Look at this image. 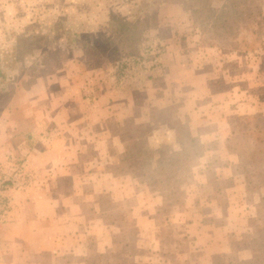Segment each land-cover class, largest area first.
Returning a JSON list of instances; mask_svg holds the SVG:
<instances>
[{"label": "rangeland", "instance_id": "rangeland-1", "mask_svg": "<svg viewBox=\"0 0 264 264\" xmlns=\"http://www.w3.org/2000/svg\"><path fill=\"white\" fill-rule=\"evenodd\" d=\"M195 2L0 0V129H31L32 83L65 72L75 86L65 109L38 106L53 118L39 129L50 140L65 131L73 146L72 181L55 188L71 195L81 229L83 214L103 231L89 264H264V0H213L203 14ZM234 2L236 17L225 12ZM144 15L127 54L82 58V41L117 35L110 16ZM226 17L239 24L212 27ZM104 85L116 110L135 100L133 116L107 124L119 152L107 151L110 134H82V96ZM8 156L0 222L12 191L31 183L25 158Z\"/></svg>", "mask_w": 264, "mask_h": 264}, {"label": "crops", "instance_id": "crops-1", "mask_svg": "<svg viewBox=\"0 0 264 264\" xmlns=\"http://www.w3.org/2000/svg\"><path fill=\"white\" fill-rule=\"evenodd\" d=\"M165 65L166 71L172 73L173 67L169 63ZM58 76L56 80H50L48 77L40 79V82L36 81L29 87L28 91L31 92L30 97H32L29 112L31 129L26 131L22 128L7 126L0 129V165L6 166L10 162L9 154L24 157L31 182L26 190L12 191L10 195L11 207L5 221L0 222V264H89L85 258L87 253L94 250L96 246H103L99 244L103 239V231L101 229L95 231L97 229L95 224H93L95 228L91 229L90 217H87L90 223L85 225L83 214L81 229L79 224L81 216L77 215L73 218L74 215L70 209L71 195L67 191L61 194L55 188L72 181L68 170L74 166L69 159L73 146L65 141L67 133L62 130L57 131L56 139L50 140L49 137H53L52 130L39 129V126L47 124L53 118L49 112L48 115L44 114L38 106H41L43 102L49 107L58 103L59 107L65 109L71 102L72 93L69 91L75 86L65 72H60ZM182 83L180 77L178 84L176 83L174 87L182 89ZM86 84L87 82L82 81L84 88L82 95L86 94ZM146 84L149 83L146 82ZM160 86L158 88L164 91L171 85L167 81L165 89ZM51 90H55L56 95L50 93ZM94 90L93 97L82 96V121L86 123L82 134L91 133L92 136L99 134V137L110 134L112 143L107 151L115 148L119 152L122 146L118 137H114L116 133L113 134L107 124L112 122L118 125L133 116L135 100L132 101L130 97H126L123 104L127 108L116 110L114 107L116 93L113 90H109L106 85L101 90L94 87ZM131 93L132 91L129 95H132ZM203 97L205 96L192 97L193 104L196 105L198 99ZM44 138H47V142ZM88 195L82 192L84 196L82 200L90 198ZM92 195L95 194L92 193ZM88 238H92V242H89Z\"/></svg>", "mask_w": 264, "mask_h": 264}, {"label": "trees", "instance_id": "trees-1", "mask_svg": "<svg viewBox=\"0 0 264 264\" xmlns=\"http://www.w3.org/2000/svg\"><path fill=\"white\" fill-rule=\"evenodd\" d=\"M212 2L213 0H196L195 6H198L203 14L208 8H211ZM236 6L237 5L234 2L233 5H231L232 8H226L225 12H232V16L236 17L241 12L240 10L235 9ZM147 19V15L134 18L133 20L110 16L108 19V25H116L117 28L115 30L117 31V35L114 37L113 34H110L109 36L101 37L97 40L82 41L80 46L82 58L85 61H89L113 53L127 54L133 45L141 38L143 33L140 31L141 28L139 25H142L140 23L145 22ZM236 20L237 19L226 17L225 19L223 18L222 23H213L212 27L220 29L227 27L229 23L234 24L235 22L239 24L238 20ZM141 125L142 124H139V126ZM262 199L264 200V197H262Z\"/></svg>", "mask_w": 264, "mask_h": 264}, {"label": "built area", "instance_id": "built-area-1", "mask_svg": "<svg viewBox=\"0 0 264 264\" xmlns=\"http://www.w3.org/2000/svg\"><path fill=\"white\" fill-rule=\"evenodd\" d=\"M154 62H156V58H154Z\"/></svg>", "mask_w": 264, "mask_h": 264}]
</instances>
